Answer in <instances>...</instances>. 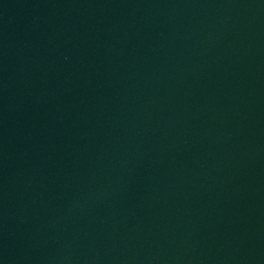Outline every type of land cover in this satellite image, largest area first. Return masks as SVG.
<instances>
[{"label":"water","instance_id":"water-1","mask_svg":"<svg viewBox=\"0 0 264 264\" xmlns=\"http://www.w3.org/2000/svg\"><path fill=\"white\" fill-rule=\"evenodd\" d=\"M0 264H264V0H0Z\"/></svg>","mask_w":264,"mask_h":264}]
</instances>
